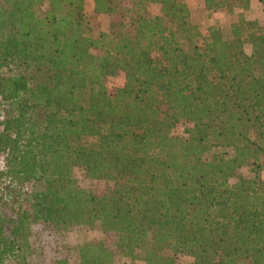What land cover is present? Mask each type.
<instances>
[{
	"label": "trees",
	"instance_id": "16d2710c",
	"mask_svg": "<svg viewBox=\"0 0 264 264\" xmlns=\"http://www.w3.org/2000/svg\"><path fill=\"white\" fill-rule=\"evenodd\" d=\"M46 2L0 0V102L16 111L0 131V197L16 196L0 198V264H39L37 220L115 236L117 252L86 242L75 264H264V178L253 161L241 170L264 154V26L246 18L250 0L197 4L234 17L223 32L186 0H93L91 17L85 0ZM218 147L232 155L210 158ZM31 181L41 187L16 195Z\"/></svg>",
	"mask_w": 264,
	"mask_h": 264
},
{
	"label": "rangeland",
	"instance_id": "374dc122",
	"mask_svg": "<svg viewBox=\"0 0 264 264\" xmlns=\"http://www.w3.org/2000/svg\"><path fill=\"white\" fill-rule=\"evenodd\" d=\"M121 1V5L127 7L131 4L132 0H118ZM189 8L191 9L193 19L197 22L206 25H211L217 32H223L225 28L229 25V21L234 20L233 16L226 13L224 9L216 10L215 12H204L200 13L197 8V4L202 2V0H186ZM42 7L46 9V0H38ZM94 3L93 0H85V11L86 14L91 17L93 14ZM159 6L157 4H151L148 7V12L151 16L159 14ZM245 16L249 20L258 21L259 25L264 26V13L262 4L258 0H250L249 9L245 12ZM229 18V20H228ZM95 20V25L99 30L107 31L109 28V17L105 14H99ZM249 50L248 45L245 47ZM124 81L122 73L115 74L113 76H108L106 78V86L110 93L115 92L116 88L120 87ZM16 115V111L11 103L8 101L0 102V131L2 130L4 122ZM186 124H175L172 132L174 134H181L185 129ZM250 142H252V147H255L254 137H250ZM250 145V144H249ZM218 147L210 152L209 157L213 156H225L223 152H227L228 155L232 152L230 148ZM225 150V151H224ZM232 155V154H231ZM257 163L261 167V176L264 178V154L257 152L255 156H251L244 160L241 166L242 173L246 176L251 175V162ZM5 167V156L0 154V171ZM82 185L90 187L93 191L97 193H109L111 191L112 183L108 180L100 179H87L81 182ZM41 187L40 182L31 181L26 183L24 186L21 184H16L14 186L16 195H20L23 199L26 198L28 192ZM2 197V198H1ZM1 199L3 201H9L14 199L13 193H5L2 191ZM24 207L28 208V202L24 204ZM31 230L33 233V245L35 258L39 264H54L57 259L66 258L68 264H75L79 251L86 242L103 243L107 249L118 251L116 247V238L111 233H103L99 229V225L89 224V225H74L69 226L66 224H55L50 222H45L42 220H37L31 225ZM116 264H122L124 260L120 258L119 254L114 256ZM179 262L187 263L191 260L188 256H179L177 258Z\"/></svg>",
	"mask_w": 264,
	"mask_h": 264
}]
</instances>
